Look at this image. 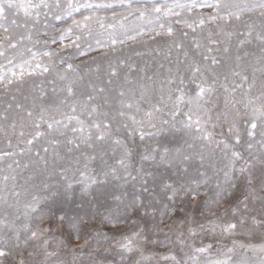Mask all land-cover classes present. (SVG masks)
Masks as SVG:
<instances>
[{
    "label": "snow or ice",
    "instance_id": "1",
    "mask_svg": "<svg viewBox=\"0 0 264 264\" xmlns=\"http://www.w3.org/2000/svg\"><path fill=\"white\" fill-rule=\"evenodd\" d=\"M0 264H264V0H0Z\"/></svg>",
    "mask_w": 264,
    "mask_h": 264
},
{
    "label": "rangeland",
    "instance_id": "2",
    "mask_svg": "<svg viewBox=\"0 0 264 264\" xmlns=\"http://www.w3.org/2000/svg\"><path fill=\"white\" fill-rule=\"evenodd\" d=\"M96 53H93V55H95ZM145 59H149L148 57H146ZM77 62H79V61H77ZM140 63L142 64L143 63V61H140Z\"/></svg>",
    "mask_w": 264,
    "mask_h": 264
}]
</instances>
